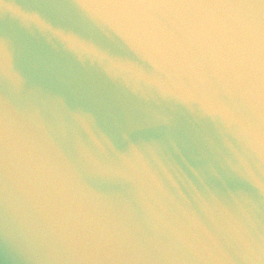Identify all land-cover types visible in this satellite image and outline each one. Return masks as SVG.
<instances>
[{
	"label": "water",
	"instance_id": "obj_1",
	"mask_svg": "<svg viewBox=\"0 0 264 264\" xmlns=\"http://www.w3.org/2000/svg\"><path fill=\"white\" fill-rule=\"evenodd\" d=\"M0 264H264V0H0Z\"/></svg>",
	"mask_w": 264,
	"mask_h": 264
},
{
	"label": "clouds",
	"instance_id": "obj_2",
	"mask_svg": "<svg viewBox=\"0 0 264 264\" xmlns=\"http://www.w3.org/2000/svg\"><path fill=\"white\" fill-rule=\"evenodd\" d=\"M33 19H37V18H33ZM40 23H43V22L41 21ZM45 27H47V26L45 25Z\"/></svg>",
	"mask_w": 264,
	"mask_h": 264
}]
</instances>
